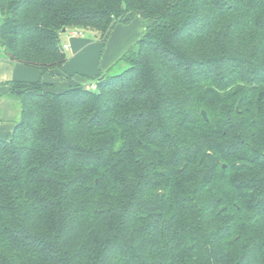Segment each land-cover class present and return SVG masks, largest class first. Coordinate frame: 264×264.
Listing matches in <instances>:
<instances>
[{"label":"trees","instance_id":"1","mask_svg":"<svg viewBox=\"0 0 264 264\" xmlns=\"http://www.w3.org/2000/svg\"><path fill=\"white\" fill-rule=\"evenodd\" d=\"M136 16L121 71L9 82L0 264H264V0H0V49L54 75Z\"/></svg>","mask_w":264,"mask_h":264},{"label":"crops","instance_id":"2","mask_svg":"<svg viewBox=\"0 0 264 264\" xmlns=\"http://www.w3.org/2000/svg\"><path fill=\"white\" fill-rule=\"evenodd\" d=\"M136 16L135 19L128 23L117 24L110 33V38L107 40L105 47L109 45L107 54L105 51L100 55L101 60L105 56L106 60H100V72L108 69L116 60H118L127 48L132 45L144 34L147 26L151 22L148 19H140ZM63 40V37H62ZM111 41V42H110ZM93 40H83L76 36L71 38V41L64 43L67 46L65 51L71 52L65 65L62 67L65 74L60 73V70H54V75H42L41 70L34 67H29L23 63L13 61L6 58L3 51L0 49V139L6 140L14 130L18 119V112L15 108V99L10 96L9 90L11 81H36L43 78L47 82L59 83L60 79H65L66 76L72 74L88 73L98 74L99 68L95 65V59L99 57L98 50L100 46L93 44ZM91 46L96 47L95 53L89 52ZM105 61V62H104ZM101 66V65H100ZM66 70V71H65ZM69 71V72H68ZM87 73V74H88Z\"/></svg>","mask_w":264,"mask_h":264},{"label":"rangeland","instance_id":"3","mask_svg":"<svg viewBox=\"0 0 264 264\" xmlns=\"http://www.w3.org/2000/svg\"><path fill=\"white\" fill-rule=\"evenodd\" d=\"M135 19V18H134ZM140 19H142V18H140ZM133 20V19H132ZM142 20H144V18L142 19ZM119 24V23H118ZM79 31H81L82 32V34L81 35H79V37H81L83 40H93L94 41V43L93 44H95L96 46H100V47H98V48H100L99 50H98V54H99V57H97V59H95V63H94V65L92 66V67H94L95 65L99 68V72H98V74L100 73V67H102V64H100V60H101V57H100V55H102L103 53H104V51H105V55L107 54V50L109 49V46H110V43H109V45H108V47L106 46L105 47V44H106V42H107V40H109V38H110V36L108 37V39L107 40H102V38H101V36H100V34L99 33H97V32H94V31H90V30H78V29H68L67 31H65V32H63V34H62V37H63V40H62V44L64 45V43H68V42H70L71 41V38H74V37H76V36H78V32ZM77 33V35H75L76 33ZM111 42V41H110ZM136 43V42H135ZM135 43L133 44V45H135ZM132 45V46H133ZM95 48L96 47H94V46H91V48L89 49V50H87V51H89V52H94L95 53ZM129 48H127L125 51H127ZM67 52V51H66ZM70 51L69 52H67V55H68V58H69V55H70ZM124 53V52H123ZM123 54H121V56H122ZM120 56V57H121ZM103 60H106V58H105V56L102 58V62H103ZM105 62V61H104ZM117 64V60L114 62V64H112L108 69H106L104 72H106L107 70L109 71V70H112L111 72H115V73H117V72H119V71H121L120 70V66H119V64L117 65V66H115ZM101 65V66H100ZM66 71V70H65ZM69 72V71H68ZM89 72V71H88ZM87 72V73H88ZM60 73H62V74H65V72L63 71V69L62 70H60ZM84 74L86 77L84 78V80H85V82L86 83H92L93 81H94V79H95V77H96V75L97 74H91V73H88V74ZM78 74H80L79 72H78ZM82 74V73H81Z\"/></svg>","mask_w":264,"mask_h":264},{"label":"built area","instance_id":"4","mask_svg":"<svg viewBox=\"0 0 264 264\" xmlns=\"http://www.w3.org/2000/svg\"><path fill=\"white\" fill-rule=\"evenodd\" d=\"M75 33H76V32H75ZM81 34H82V32L79 31V32H78V36L81 35ZM75 35H77V33H76ZM66 47H67V46L65 45V48H66ZM87 87H88V88H92V89H94V88H95V84H90V85H88Z\"/></svg>","mask_w":264,"mask_h":264},{"label":"water","instance_id":"5","mask_svg":"<svg viewBox=\"0 0 264 264\" xmlns=\"http://www.w3.org/2000/svg\"><path fill=\"white\" fill-rule=\"evenodd\" d=\"M66 30L64 29V32H65ZM202 114H203V116L207 119V113H206V111L205 110H202Z\"/></svg>","mask_w":264,"mask_h":264}]
</instances>
